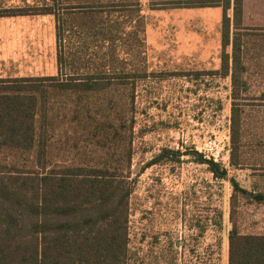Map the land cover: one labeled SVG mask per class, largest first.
<instances>
[{
	"label": "rangeland",
	"instance_id": "374dc122",
	"mask_svg": "<svg viewBox=\"0 0 264 264\" xmlns=\"http://www.w3.org/2000/svg\"><path fill=\"white\" fill-rule=\"evenodd\" d=\"M143 11L145 53L129 51L130 40L118 32L112 56L104 61L108 77L120 76L122 83L96 91L92 103H78V119L72 117L76 102L65 93L51 103L55 120L48 130L53 143L48 157L58 166L117 165L126 179L135 178L127 200L128 264H228L232 225L241 234H264V203L214 177L195 153L184 150L203 156L207 143V155L215 156L240 187L264 193V0H246L242 25L230 28L242 45L243 68L236 81L230 57L229 69L222 66L232 45L222 44L220 6L144 5ZM226 14L231 22L232 9ZM54 24L52 14L0 17V77L69 79L68 60L57 70ZM71 43L63 41L67 55ZM117 45L131 52L128 58L122 59ZM109 98L115 103H106ZM232 109L237 120L233 150ZM88 114L96 122L110 120L118 134L112 138L109 129L105 140L104 133L92 140L89 126L84 127ZM162 147L181 151L179 161L147 165ZM2 154L0 162L24 159Z\"/></svg>",
	"mask_w": 264,
	"mask_h": 264
},
{
	"label": "trees",
	"instance_id": "16d2710c",
	"mask_svg": "<svg viewBox=\"0 0 264 264\" xmlns=\"http://www.w3.org/2000/svg\"><path fill=\"white\" fill-rule=\"evenodd\" d=\"M144 5L220 6L222 44L232 45L231 53L222 57V66L229 69L230 57L231 78L237 80V72L243 68L242 45L236 34L231 35L230 28L242 25L243 0H18L15 7L0 10V15L52 14L57 70L67 60L73 70L66 80L58 75L0 77V153L5 158H24L20 164L0 162V264H128L127 200L135 178L126 179L117 165L109 167L106 163L52 164L48 156L53 143L48 130L55 120L51 103L60 94L74 99L72 117H77L81 114L78 103H92L96 91L122 83L120 76L108 77L104 61L112 56L118 32L120 38L130 40L129 51L145 53ZM229 8L231 22L226 14ZM65 38L72 42L68 55L62 48ZM78 40L80 44L76 46ZM116 48L121 50L122 59L131 53L119 45ZM111 99H106V103H115ZM88 116L84 127L89 126L92 140L103 133L105 140L110 130L112 138L118 134L116 124L110 120L96 122ZM235 117L232 109V150L237 142ZM130 121L129 129L134 122ZM189 152L195 153V160L205 163L214 177L229 180L234 190L264 203L263 192L240 187L219 162L192 149L184 150ZM131 154L128 148V164ZM180 154L179 150L162 147L147 165L179 161ZM228 264H264V234H241L233 224L228 232Z\"/></svg>",
	"mask_w": 264,
	"mask_h": 264
},
{
	"label": "crops",
	"instance_id": "0c3cea01",
	"mask_svg": "<svg viewBox=\"0 0 264 264\" xmlns=\"http://www.w3.org/2000/svg\"><path fill=\"white\" fill-rule=\"evenodd\" d=\"M9 2V1H8ZM7 0H0V4H2V6H0V10H4V9H8V8H11V7H15L16 6V3L18 2V0H13L12 3H8ZM11 4V5H10ZM245 4H246V0H243V12L246 13L245 11ZM168 8H188V7H168ZM149 9H155V8H149ZM144 13V11H143ZM38 14H48V13H38ZM19 16V15H33V14H2L0 15V17L4 18V17H10V16ZM144 25L146 27V15L144 13ZM2 77H6V76H2ZM8 77H11V76H8ZM247 234H251V233H247Z\"/></svg>",
	"mask_w": 264,
	"mask_h": 264
},
{
	"label": "built area",
	"instance_id": "2783aa9c",
	"mask_svg": "<svg viewBox=\"0 0 264 264\" xmlns=\"http://www.w3.org/2000/svg\"><path fill=\"white\" fill-rule=\"evenodd\" d=\"M206 145H207V143H205L204 150L202 151V152H203V156H204L205 158H210V156L207 155V151H209V149H211V147H209V149H207ZM200 151H201V150H200ZM211 155H213V154H211ZM211 158H212L214 161H217V162H218V159H217L215 156H213V157H211Z\"/></svg>",
	"mask_w": 264,
	"mask_h": 264
}]
</instances>
